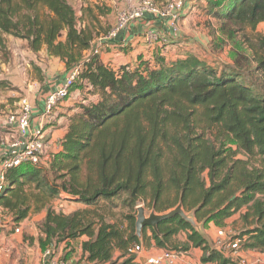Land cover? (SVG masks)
Wrapping results in <instances>:
<instances>
[{
  "label": "trees",
  "instance_id": "trees-1",
  "mask_svg": "<svg viewBox=\"0 0 264 264\" xmlns=\"http://www.w3.org/2000/svg\"><path fill=\"white\" fill-rule=\"evenodd\" d=\"M204 1L213 49L229 50L249 74L170 58L161 42L151 57L112 66L92 52L97 36L69 0H0V61L12 56L8 35L35 54L46 48L68 71L81 65L69 97L83 96L62 151L5 172L3 213L19 223L45 211L50 232L88 235L82 250L93 264H137L130 250L152 240L179 254L201 248L204 264H232L180 215L137 235L138 206L165 213L182 201L205 226L225 227L239 214L241 249L264 254V0ZM59 199L79 205L59 210Z\"/></svg>",
  "mask_w": 264,
  "mask_h": 264
},
{
  "label": "crops",
  "instance_id": "crops-1",
  "mask_svg": "<svg viewBox=\"0 0 264 264\" xmlns=\"http://www.w3.org/2000/svg\"><path fill=\"white\" fill-rule=\"evenodd\" d=\"M92 1H95L96 3H98L97 1H100V5H106L107 3L104 2L105 0H84V5L87 6L88 3H91L92 5ZM108 1L114 4H112V7L116 8L118 13L119 10L133 7L140 0H129V3H126V0ZM197 1L198 0H193L192 4L187 1L185 9L180 13V19L178 22L182 18L185 19V16L190 14L191 9H195L193 5L197 3ZM156 2H158L160 5H163L166 0H156ZM184 21L182 22L185 23ZM147 30H154L160 34L161 38L164 39V42L161 43L165 44V52L168 56H170V58H185L181 57V54H184V48L188 49L187 47H184V45L186 46L190 43L184 42L186 37H182L179 34H173L175 31L173 28V21L168 18H162L155 14H149L144 19L129 24L119 35L114 44L108 45L107 47L105 46L101 51L102 59L105 62L110 63L112 66H120L122 64L131 62L133 63L139 54H144L147 57H151L158 48L155 49V47L147 45L142 40L132 42V49L127 53H124L121 50V46L133 41L137 36H140ZM96 36L95 42L100 38V35ZM21 42L25 43V48L28 50L26 52L28 53L30 60L29 63H26V67L29 68L27 71L29 77H24L23 79L22 77L26 74L23 76L21 74H17L14 75L12 80H14V85L18 89V93L20 92L24 95V97H27L32 103L33 108H38L43 104L44 99L50 92L62 85L68 74V70L65 68L63 62L59 58L49 56L46 48H43L40 52L35 54L28 48L25 41L22 40ZM201 43L203 45V49L207 51V43ZM208 52L209 51L206 53ZM40 56L49 58L51 68L44 67L38 62V58ZM14 59L18 64L15 71L20 70L17 54H15ZM10 61H12V56L9 60V63ZM35 66H38L41 72L36 70L34 68ZM6 85V83H3L0 87V90H3L2 92L5 90V94H1L0 120L4 117V115L11 112H16L20 108L21 99L19 101L12 99L11 97L15 92L8 89ZM58 113L59 112L57 111L55 112L53 120H55L56 117L59 119L61 118V116L59 117ZM50 123L54 124V121H51ZM50 123L48 122L46 127ZM33 124L37 125V119L33 121ZM70 124L71 120L59 130H55L54 134L52 135L51 143L55 142V147L52 150L53 153L51 156L63 150L62 141L65 135L68 133ZM4 130L9 131L10 133L3 134ZM15 135V129L7 127L4 124L0 125V151H3V149L6 150ZM46 150L47 143L45 152ZM62 169L65 171L64 168ZM45 216L46 212L41 211L36 214H31L29 217L19 222L22 227V232L20 234H14L8 237L0 234V264H48L43 257V253L49 247L56 255L62 257L63 259L70 260L74 264H93L88 259V254L82 250V243L83 241L89 239L88 235H85L77 240H69L65 236H59L58 234L52 233L48 229L43 228ZM217 229H219V227L213 222L209 223L208 226L204 225V227H202L203 234L210 245H212V242L215 240ZM163 250L164 249L157 247L155 241L152 240L150 245H143L142 249L137 253V264H148V259L151 256L158 254ZM118 254V252L115 253V258L118 256ZM203 254L204 252L201 248H193L188 253L180 254L174 262L166 261L163 264H204L202 263ZM241 254L243 257L248 259H258L261 255L258 252L246 249H243ZM207 264H219V262Z\"/></svg>",
  "mask_w": 264,
  "mask_h": 264
},
{
  "label": "built area",
  "instance_id": "built-area-1",
  "mask_svg": "<svg viewBox=\"0 0 264 264\" xmlns=\"http://www.w3.org/2000/svg\"><path fill=\"white\" fill-rule=\"evenodd\" d=\"M186 3L187 0H166L163 5H158L154 0H140L133 7L119 10L115 23L105 36L100 37L93 44L92 52L100 54L105 46L107 47L116 42L119 35L129 24L142 20L149 14L170 19L173 21L174 30H176L175 24L180 19V13L185 9ZM139 37L150 46L158 42H164L160 34L154 30H147ZM187 58L193 60L192 57ZM80 68L81 65L71 68L62 85L50 92L38 108H33L29 99L24 97L20 100L18 111L8 113L0 120V125L4 124L16 130V135L4 151L0 163V192L5 181V172L9 168L26 162L39 164L43 161L46 148L44 140L46 124L53 120L56 109L71 95L70 88L78 77ZM35 119H37V125L33 124ZM21 232V224L0 210V234L8 237ZM234 236L226 228H219L214 240V248L232 260V264H262L259 260L250 261L243 257L241 254L243 239ZM141 249L142 247L137 245L130 251L138 253ZM179 255L175 251L164 249L160 253L151 256L148 259V264L174 262ZM43 257L48 264H74L70 260L56 255L50 247L44 251Z\"/></svg>",
  "mask_w": 264,
  "mask_h": 264
},
{
  "label": "rangeland",
  "instance_id": "rangeland-1",
  "mask_svg": "<svg viewBox=\"0 0 264 264\" xmlns=\"http://www.w3.org/2000/svg\"><path fill=\"white\" fill-rule=\"evenodd\" d=\"M72 5L74 6V9L76 10V13L78 17L80 18V25H86L89 27L95 35H100V37H103L107 34V32L110 30V28L113 26L114 21L116 20L117 11L116 8L112 7V4L110 1L105 0L104 2H107L106 5H100L99 2L96 3L95 1H92L91 3H88L87 6L84 5V0H69ZM190 4L193 3V0H187ZM195 1V0H194ZM126 3H129V0L125 1ZM205 3L204 0H198L197 3H195L193 6L195 11L191 9L190 14H187L185 16V19L182 18L179 22L175 24L176 30L173 32V34L177 35L179 34L182 37H186V40L184 42H189V45H186L184 47H187L188 49L183 50L184 54H181V57H192L193 60L197 62L205 61L209 63H226L228 65H231L235 68H239L245 73L249 74V69H247L245 66L236 63L234 60V57L229 53V50L221 51V50H214L213 46L211 44L212 36H211V30L214 27H207L206 26V16H203L202 14V6ZM114 5V4H113ZM195 12V13H193ZM189 15V16H188ZM187 17V18H186ZM185 20V21H184ZM184 21L185 23H183ZM257 30L264 35V22L260 23L258 25ZM22 40L16 37H13L11 35L7 36V44L9 49L12 52V61H0V81L3 83H6V87L10 90H12L14 95L11 97L12 99L19 101L20 99L24 98V95L20 92L18 93V89L14 85L13 77L14 75L21 74L22 78L29 77V74H27L28 67H26V63H29V55L26 51H28L25 48V43L21 42ZM200 42V44H199ZM201 42L207 43V51L203 49V45ZM15 54L18 55V63L20 64V70H16V66L18 65L15 61ZM232 56V57H231ZM38 62L43 65L44 67H50L49 58L45 56H40L38 58ZM124 62V61H123ZM8 67V68H6ZM8 69V70H6ZM11 69V70H10ZM252 80L254 79L253 76H251ZM3 90H0V102H1V94H5L2 92ZM83 101V96L79 95L76 97H69L56 109L57 112H59V117L57 118L53 123H50L46 127V133L44 135L45 143H47V150L45 152V155L43 157V163H48L49 159L51 157V154L53 153L55 142L51 143L52 135L54 134L55 130H59L66 124L70 122V118L73 114H75V110H77L78 104H80ZM54 118V117H53ZM10 133L7 130L3 131V134ZM1 142V139H0ZM3 151H0V163L3 159ZM63 168V166L61 165ZM65 170V169H64ZM54 205L59 210L64 211H71L77 207L76 202H72L70 200L66 199H59L56 202H54ZM148 213V211H147ZM222 228V227H219ZM230 234L233 235H239L241 233V230L243 228V223L241 222V217L239 214L233 216V218L229 219L226 222L225 227ZM218 230V229H217ZM181 238L184 239L185 235L182 234ZM214 246V242H212V245ZM260 257L258 259H248L250 261L259 260L262 264H264V254L260 253Z\"/></svg>",
  "mask_w": 264,
  "mask_h": 264
},
{
  "label": "water",
  "instance_id": "water-1",
  "mask_svg": "<svg viewBox=\"0 0 264 264\" xmlns=\"http://www.w3.org/2000/svg\"><path fill=\"white\" fill-rule=\"evenodd\" d=\"M175 215H180L184 220L192 224L198 231H200L205 237L202 231V227H204L205 223H198L193 214L186 213L183 208L182 201H180V203L175 208L165 213H157L154 209L148 210L144 205L138 206L136 215V233L139 237H142L143 230L147 226L152 227L156 232H158L159 223Z\"/></svg>",
  "mask_w": 264,
  "mask_h": 264
}]
</instances>
